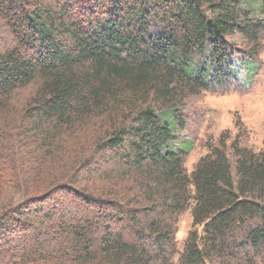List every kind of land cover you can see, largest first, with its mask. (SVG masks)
Instances as JSON below:
<instances>
[{"label":"trees","instance_id":"16d2710c","mask_svg":"<svg viewBox=\"0 0 264 264\" xmlns=\"http://www.w3.org/2000/svg\"><path fill=\"white\" fill-rule=\"evenodd\" d=\"M263 41L264 0H0V264H264V142L179 139Z\"/></svg>","mask_w":264,"mask_h":264},{"label":"rangeland","instance_id":"374dc122","mask_svg":"<svg viewBox=\"0 0 264 264\" xmlns=\"http://www.w3.org/2000/svg\"><path fill=\"white\" fill-rule=\"evenodd\" d=\"M236 66L241 75V89L191 98L182 111L187 116V126L179 139L192 145L184 159L188 173L206 154L208 144L216 143L225 133L235 136L234 123L238 120L246 129L243 140L246 145L259 150L264 142V41L258 59L248 61L244 67H241L240 61H236ZM190 228L191 216L186 212L179 218V243H183Z\"/></svg>","mask_w":264,"mask_h":264}]
</instances>
